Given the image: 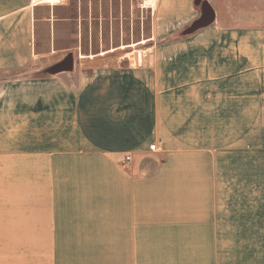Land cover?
<instances>
[{"label":"crops","instance_id":"crops-1","mask_svg":"<svg viewBox=\"0 0 264 264\" xmlns=\"http://www.w3.org/2000/svg\"><path fill=\"white\" fill-rule=\"evenodd\" d=\"M150 3L146 47L76 64L0 0V264H264V17Z\"/></svg>","mask_w":264,"mask_h":264},{"label":"rangeland","instance_id":"rangeland-1","mask_svg":"<svg viewBox=\"0 0 264 264\" xmlns=\"http://www.w3.org/2000/svg\"><path fill=\"white\" fill-rule=\"evenodd\" d=\"M239 1L237 3L245 8L244 20L250 16L252 19L264 17L261 11H249L255 7L254 0H246L247 4ZM137 2L62 0L57 5L36 6L35 51L39 54L71 52L78 64L84 56L119 48H125L124 53L143 49L146 46L142 41L149 36L150 15ZM237 18L240 17L237 15Z\"/></svg>","mask_w":264,"mask_h":264},{"label":"water","instance_id":"water-1","mask_svg":"<svg viewBox=\"0 0 264 264\" xmlns=\"http://www.w3.org/2000/svg\"><path fill=\"white\" fill-rule=\"evenodd\" d=\"M214 19V13L211 7L207 3H203L201 6V16L192 23L190 26V30L193 31L195 29L207 26L210 24ZM68 63V69L71 68V57H68L66 60ZM65 67V66H62Z\"/></svg>","mask_w":264,"mask_h":264},{"label":"built area","instance_id":"built-area-1","mask_svg":"<svg viewBox=\"0 0 264 264\" xmlns=\"http://www.w3.org/2000/svg\"><path fill=\"white\" fill-rule=\"evenodd\" d=\"M61 3H62V0H53V1H49V2H46L45 0H29V4L32 7L39 6V5H57V4H61ZM137 4L142 9H151L150 0H138ZM150 149H154V145H150ZM130 160H131L130 155H124L121 158L120 163L122 165H124V164L128 163Z\"/></svg>","mask_w":264,"mask_h":264},{"label":"bare ground","instance_id":"bare-ground-1","mask_svg":"<svg viewBox=\"0 0 264 264\" xmlns=\"http://www.w3.org/2000/svg\"><path fill=\"white\" fill-rule=\"evenodd\" d=\"M46 2L53 1V0H45Z\"/></svg>","mask_w":264,"mask_h":264}]
</instances>
